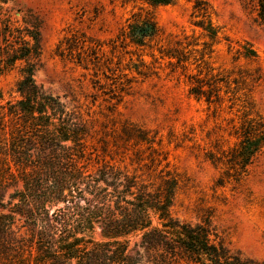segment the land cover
<instances>
[{"label":"rangeland","instance_id":"1","mask_svg":"<svg viewBox=\"0 0 264 264\" xmlns=\"http://www.w3.org/2000/svg\"><path fill=\"white\" fill-rule=\"evenodd\" d=\"M170 1L0 0V104L21 99L19 84L33 69V80L45 94L78 110L97 155L146 180L153 181L164 168L175 173L180 186L172 217L208 220L228 247L252 264H264V146L248 157L236 152L242 128L264 121L259 4ZM135 15L156 24L154 39L135 43L122 35L130 32ZM22 49L28 56L10 63ZM176 49L187 56L181 65L166 54ZM95 57L101 62L98 77L89 60ZM205 67L218 76L219 104L190 92L189 76L200 69L205 76ZM109 69L123 83L115 87L114 100L108 86L102 92L93 83H109L104 76L112 75ZM19 187H7L3 202Z\"/></svg>","mask_w":264,"mask_h":264},{"label":"trees","instance_id":"2","mask_svg":"<svg viewBox=\"0 0 264 264\" xmlns=\"http://www.w3.org/2000/svg\"><path fill=\"white\" fill-rule=\"evenodd\" d=\"M253 1L264 23V0ZM133 19L123 36L135 43L156 37L149 17ZM28 54L22 49L10 63ZM166 54L180 65L187 60L179 49ZM89 60L98 77L100 60ZM205 68V76L202 69L189 76L190 92L198 100L219 104L218 76ZM104 76L109 83L95 79L94 88L104 92L108 86L114 100L123 83L114 79L113 71ZM18 92L19 101L0 104V264H252L228 247L208 220L189 223L172 217L180 186L175 173L164 168L151 181L102 159L88 144L90 131L78 110L45 94L33 80V69L25 71ZM241 136L236 152L248 157L263 147V119L243 127ZM17 185L4 203L5 189ZM22 229L24 235L17 238ZM132 245L140 251L132 254Z\"/></svg>","mask_w":264,"mask_h":264}]
</instances>
